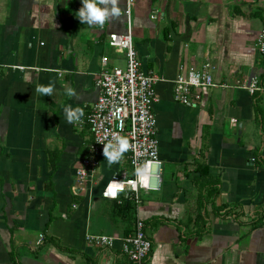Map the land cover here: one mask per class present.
Segmentation results:
<instances>
[{
	"label": "crops",
	"instance_id": "1",
	"mask_svg": "<svg viewBox=\"0 0 264 264\" xmlns=\"http://www.w3.org/2000/svg\"><path fill=\"white\" fill-rule=\"evenodd\" d=\"M118 6L121 15L101 27L76 18L82 0H0V264H130L120 241L109 249L85 241L133 227L100 197L113 168L102 165L78 195L72 188L91 140L77 121L97 99L101 59L108 69L125 65L107 44L126 31L125 1ZM131 20L141 69L161 77L160 187L142 192L136 211L152 244L148 264H264V55L254 46L264 0H134ZM205 60L215 86L195 106L176 102L180 64ZM254 76L261 91L237 86ZM49 83L51 96L36 93ZM68 105L83 111L72 123Z\"/></svg>",
	"mask_w": 264,
	"mask_h": 264
},
{
	"label": "built area",
	"instance_id": "2",
	"mask_svg": "<svg viewBox=\"0 0 264 264\" xmlns=\"http://www.w3.org/2000/svg\"><path fill=\"white\" fill-rule=\"evenodd\" d=\"M124 1L122 15L125 18L126 31L109 33L107 44L116 52L124 54L125 65L108 69V58L103 56L101 59L102 69L95 82L97 99L85 119L77 121L80 126L84 124L88 127L91 140L86 155L81 158L75 170L72 188L76 195L80 194L100 167L109 165L103 155L102 144L114 142V133L126 138L128 149L118 162L109 165L113 169L100 190V197L119 201L121 196H128L135 203L133 227L122 236L88 232L85 234V241L99 249L112 248L116 241H120L121 252L130 264H148L152 244L145 232L144 220L136 211L141 202V193L158 190L160 187L162 161L158 154L157 122L153 104L156 101L154 85L161 77L152 71L141 69V61L132 39L131 13L134 0ZM254 46L258 54L264 55V28L259 31ZM212 86H215V82L208 60L199 66L180 64L178 74L173 80V98L178 103L195 106L201 99L200 90ZM221 86L231 85L223 83ZM237 86L244 87L250 93L262 90L255 76L245 84ZM232 121L236 122L235 119ZM138 167H143L145 171L146 179L143 183L136 175ZM113 180L123 182V186L116 187L115 196L105 197L104 190ZM131 181L136 183H130Z\"/></svg>",
	"mask_w": 264,
	"mask_h": 264
},
{
	"label": "clouds",
	"instance_id": "3",
	"mask_svg": "<svg viewBox=\"0 0 264 264\" xmlns=\"http://www.w3.org/2000/svg\"><path fill=\"white\" fill-rule=\"evenodd\" d=\"M120 0H82V7L76 13V18L82 23L89 26L99 25L103 26L107 19L117 18L121 15V9L118 6ZM98 5H103L100 7ZM54 85L49 83L48 85H37L36 93L42 96H51L53 93ZM66 94L69 97L75 96V90L72 88H67ZM64 113L67 121L69 123L74 122L78 119L79 116L83 115L82 109L79 107L73 108L71 105H68L64 108ZM113 141L107 144H102L103 155L108 161L109 165L118 162L123 153L128 149V141L124 137H120L117 133L113 134ZM136 175L138 180L143 183L146 179L145 171L143 167H138L136 169ZM130 183H136V181H131ZM122 187L123 182L110 181L107 188L104 190L103 195L105 197L115 196L116 187Z\"/></svg>",
	"mask_w": 264,
	"mask_h": 264
},
{
	"label": "trees",
	"instance_id": "4",
	"mask_svg": "<svg viewBox=\"0 0 264 264\" xmlns=\"http://www.w3.org/2000/svg\"><path fill=\"white\" fill-rule=\"evenodd\" d=\"M206 184L213 187L214 182L209 179H206ZM213 194H216V190L213 191ZM116 208L121 210L123 214L127 215V217L131 220L135 218V203L128 196H121L120 200H113ZM263 217H259L257 219H253L252 227H259L263 223Z\"/></svg>",
	"mask_w": 264,
	"mask_h": 264
}]
</instances>
